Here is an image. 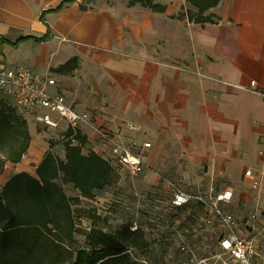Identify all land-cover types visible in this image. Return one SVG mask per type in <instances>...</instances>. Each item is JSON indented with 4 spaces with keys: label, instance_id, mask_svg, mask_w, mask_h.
Segmentation results:
<instances>
[{
    "label": "crops",
    "instance_id": "0c3cea01",
    "mask_svg": "<svg viewBox=\"0 0 264 264\" xmlns=\"http://www.w3.org/2000/svg\"><path fill=\"white\" fill-rule=\"evenodd\" d=\"M130 1L0 0V66L50 76L56 82L51 94L91 116L92 127L83 132L86 153L110 160L101 131L127 145L149 141L152 148L143 153L149 179L195 195L229 189L226 210L238 230L256 225L251 216L264 215V0H223L205 24L171 19L193 9L186 0L171 1L173 8L155 0L166 7L163 14L129 7ZM48 30L45 43L12 46ZM73 58L78 68L72 73L54 72ZM128 123L145 134L130 132ZM28 126L27 155L35 166L16 173L33 174L44 155L63 144L65 127L44 134L32 120ZM46 137L55 145L37 142Z\"/></svg>",
    "mask_w": 264,
    "mask_h": 264
},
{
    "label": "trees",
    "instance_id": "16d2710c",
    "mask_svg": "<svg viewBox=\"0 0 264 264\" xmlns=\"http://www.w3.org/2000/svg\"><path fill=\"white\" fill-rule=\"evenodd\" d=\"M222 1L186 0L193 9L182 8L171 19L212 23L215 15L208 12ZM137 4L154 13L166 12L155 0H131L129 7ZM41 19L45 21V14ZM51 36L48 30L42 37L26 36L12 46L18 48L28 41L45 43ZM77 68L78 59L73 58L54 72L70 74ZM61 139L64 158L48 151L33 174L15 173L1 189L0 264H139L128 247L129 229L123 234L105 231L94 217L84 245L77 246L73 203L94 199L97 192L115 187L122 175L110 160L90 150L85 152L87 136L82 131L68 129ZM32 140L26 117L0 96V178L7 164L21 163ZM64 186H72L78 196L69 197Z\"/></svg>",
    "mask_w": 264,
    "mask_h": 264
},
{
    "label": "rangeland",
    "instance_id": "374dc122",
    "mask_svg": "<svg viewBox=\"0 0 264 264\" xmlns=\"http://www.w3.org/2000/svg\"><path fill=\"white\" fill-rule=\"evenodd\" d=\"M171 1L174 3L175 0H166V4L173 8ZM0 96L5 97L2 94ZM17 109L21 115H26L23 110ZM61 128L58 132L64 126ZM40 131L48 134L46 130ZM37 142L41 145L43 142L55 145L51 137L37 139ZM40 151L41 149L38 157L41 155ZM53 152L63 158L64 145L57 146ZM33 160L34 157H31L15 167L7 164L0 178V192L16 170L26 169L32 172L35 166ZM147 176L146 172L138 177L122 175L115 187L97 192L92 200L82 199L80 203H73L77 246L84 245L85 234L92 228L91 218L94 217L96 225L105 231L123 234L124 229H129L131 240L128 247L136 262L144 259L149 264H195L196 259L215 254L222 234L216 219L201 205L174 208L171 203L174 194L163 179L153 181ZM64 189L69 197L78 196L72 186H64ZM248 220L246 218L244 224ZM263 225L264 215H260L256 225L250 228L241 226L240 230L244 231L241 234L238 230V233L243 237L258 234L264 237ZM262 251L264 253V247Z\"/></svg>",
    "mask_w": 264,
    "mask_h": 264
},
{
    "label": "built area",
    "instance_id": "2783aa9c",
    "mask_svg": "<svg viewBox=\"0 0 264 264\" xmlns=\"http://www.w3.org/2000/svg\"><path fill=\"white\" fill-rule=\"evenodd\" d=\"M55 85V80L50 76L41 77L23 67L0 66V94L14 107L23 110L27 120H32L35 125L45 130H59L64 126V131L72 129L83 133L92 127L90 115L75 110L63 95L50 93L49 89ZM255 86L256 83L252 82L251 88L254 89ZM260 95L264 99V92ZM126 128L136 135L145 134L143 128L137 124L128 123ZM100 136L109 146L110 161L121 175L138 177L146 172L143 153L152 148L149 141H144L139 147L136 143L127 145L108 132L101 131ZM138 149L141 150L140 153L137 152ZM27 160L28 155L24 154L21 161ZM251 174V171H247L245 176L250 178ZM167 185L174 194L171 202L174 208L181 209L191 204L201 205L216 219L222 230L216 253L196 259L195 264H264L263 235L241 236L238 233L237 219L226 210L233 199L231 190H211L206 195H195L184 192L174 183ZM252 187L256 190L259 184L254 182ZM259 218L260 215L255 213L251 216V221L257 222ZM262 232L264 233V225ZM137 262L149 264L144 259Z\"/></svg>",
    "mask_w": 264,
    "mask_h": 264
}]
</instances>
